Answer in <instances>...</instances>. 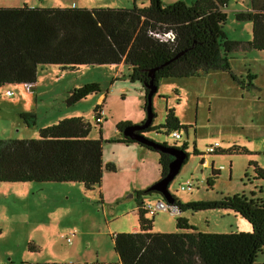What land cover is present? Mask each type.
<instances>
[{
	"label": "trees",
	"instance_id": "trees-1",
	"mask_svg": "<svg viewBox=\"0 0 264 264\" xmlns=\"http://www.w3.org/2000/svg\"><path fill=\"white\" fill-rule=\"evenodd\" d=\"M226 3L227 0H193L191 3L178 0L166 5L162 0H148L146 6L134 4L128 8L0 7V88L21 83L32 87L41 65L73 71L86 65L123 62L128 66L125 78L139 83L144 90L142 109L145 114L148 92L145 85L151 80V73L152 83L157 87L153 96L164 79L189 78L209 70L228 73L248 91L255 86V76L247 73L245 79L238 78L230 67V55L264 50V0H250L248 9L236 13L238 20L251 22L249 40H231L226 35ZM169 31L171 37L163 38ZM100 92L97 82L85 83L68 90L64 103L71 106ZM102 106L101 103L94 107V119L99 127L97 138L89 137L91 124L81 116L64 118L40 128L35 138H0V183L78 182L87 191L99 187L104 172L116 170L115 164L103 161ZM20 117L27 125H32L36 116L29 112ZM154 118L139 131L146 137L151 132L168 134L191 126L181 123L174 109L167 106L163 123L154 124ZM131 124L126 120L115 124L121 135L115 141L137 143L156 152L162 178L173 156L123 135V129ZM169 146L186 152L188 147L186 141L179 146ZM220 152L255 153L236 144ZM192 153L200 154L195 145ZM188 156L187 152L183 165ZM249 165L253 174L248 179L264 181V165L255 160H250ZM218 174L219 170L212 168L206 183L212 186ZM153 193L157 192L148 188L134 191L137 231L110 234L119 264H264L257 260L264 249L262 186L251 190L249 195L240 193L186 202L171 193L180 211L230 210L246 219L251 227L250 231L224 233L199 231L181 216L176 217L177 231H154L157 212L150 214L144 206L145 199ZM28 248L36 250L35 244L30 243Z\"/></svg>",
	"mask_w": 264,
	"mask_h": 264
},
{
	"label": "rangeland",
	"instance_id": "rangeland-1",
	"mask_svg": "<svg viewBox=\"0 0 264 264\" xmlns=\"http://www.w3.org/2000/svg\"><path fill=\"white\" fill-rule=\"evenodd\" d=\"M139 2L141 0H138ZM144 6L148 5V0ZM168 5L178 0H162ZM191 3L193 0H183ZM138 2V3H139ZM85 7L128 8L133 0H0V7ZM110 5V6H109ZM250 0H227L224 6L226 20L224 31L231 40H249L251 22L238 20L236 13L249 8ZM139 6H143L139 3ZM230 67L240 79L246 74L255 76L253 88L248 91L222 70H209L189 78H169L159 83L158 91L152 98L156 114L154 124L164 122L165 107L172 108L180 122L191 125L180 129L181 137L175 139L171 132H151L148 137L168 145H181L187 142L189 153L186 164L172 179L169 191L180 201L185 199L211 200L223 196L244 193L260 186L264 181H251L253 171L249 165L255 160L264 165V50H252L247 54L231 53ZM107 68V69H105ZM111 68L86 65L76 70H61L55 65H41L37 70L36 89L41 92L38 101L22 98L11 106L2 105L0 112V138H35L31 126L26 127L22 113H36V120L42 123L47 113V103L59 104L53 99L55 90L66 91L80 83L97 82L100 85L103 102L102 121L104 134L116 131L113 120L129 111L134 105L130 97L122 98L120 83L109 79ZM105 70L107 73H105ZM127 72L126 68L124 70ZM128 74V72H127ZM122 78L119 77L118 80ZM129 82L127 78L124 79ZM25 92L24 84H10L0 88V99L4 91ZM28 91L31 92V89ZM178 91V92H177ZM161 96L166 97V99ZM99 94L86 97L81 102L66 109L78 110L74 117H83L91 124L89 137L99 136V127L94 119V107ZM65 98V97H64ZM52 100V101H51ZM3 101V100H2ZM95 103V104H94ZM101 103V102H100ZM94 104V105H93ZM63 105L66 106L63 100ZM93 105V106H92ZM128 106V108H126ZM126 108V109H125ZM38 117V118H37ZM36 122V121H35ZM1 136V135H0ZM219 143L218 153H208L207 147ZM246 147L253 154H229L220 152L232 145ZM200 154H193V146ZM153 154V153H151ZM154 158L156 155L153 154ZM202 159L208 164L202 166ZM157 164V162H156ZM219 169L212 186L206 183L211 174V165ZM145 165H149L146 161ZM247 175V176H246ZM187 181L191 188L181 189ZM87 191L78 182H15L0 183V264H26L34 262L119 264L113 250L111 233L130 232L117 230L127 227L128 216L113 218V204L99 201L98 190ZM155 200L162 198L153 193L148 196ZM184 202V201H183ZM125 204L128 200H125ZM188 220L202 232L250 231L246 219L230 210L207 209L200 211L184 210L171 213L159 210L154 215L153 230L177 231L176 217ZM128 222V221H127ZM36 250H30L29 244ZM264 262V249L257 256ZM26 262V263H25Z\"/></svg>",
	"mask_w": 264,
	"mask_h": 264
},
{
	"label": "crops",
	"instance_id": "crops-1",
	"mask_svg": "<svg viewBox=\"0 0 264 264\" xmlns=\"http://www.w3.org/2000/svg\"><path fill=\"white\" fill-rule=\"evenodd\" d=\"M133 1L134 4H136L137 6H139V3L143 6L145 4L144 3L145 1L143 0H141L140 2L138 0H133ZM95 66H107V65H95ZM109 67H113L110 70L111 74L109 79H112V82L118 81L117 83H120L121 86L119 88L121 90L120 95L122 96V98L126 99L125 97L128 96L134 102L133 107L129 109V111L120 114L118 117H115V119L113 120V124H116L118 121L121 120L130 121L132 124L141 123L146 117V114L142 109V103L144 98L143 97L144 90L142 86L137 82L131 83L124 80L128 72V66L125 65L123 62L109 65ZM125 68L127 72L124 71ZM107 71L109 70H105L104 72L107 73ZM200 74L201 73L197 75ZM119 77H121L122 79L118 80ZM83 84L84 83H80L79 86ZM35 86H36V82L32 87L30 85L29 89H31V92L28 91L29 89H27L25 92H19L16 94L15 92L12 91L11 95L6 94V91L9 90L6 89L4 91V95H2L3 96L2 99H0V112L2 105L5 106L6 104H8L9 106H11L15 103H18V100L22 98H26V100L34 99L35 101H38L39 96H41V92L39 91L38 88L36 89ZM51 96L53 99L60 100V103L59 104L56 103L52 104L50 102L47 103L48 105L46 107L47 113L45 115V120L42 123H39V121L36 120L35 117L36 122H34V124L27 125L25 123L26 127L31 126L34 129L32 130V133L34 134L38 133L40 128L54 124L57 121L64 118L74 117L75 114L78 112L77 109L68 111L66 109L68 106L63 105V100L65 97V92L63 90L62 91L55 90V93H53ZM102 97L103 96L99 94L97 100L99 104L101 103L103 104V102L101 101ZM103 108L104 106H102V112H103ZM126 108H128V106ZM105 120L106 119H104L103 122H106ZM103 128L104 125L102 124L101 135L104 140L103 161L111 162L115 164L116 170L114 172H110L107 170L104 172L100 186L93 190L94 191L93 196H95L97 189L99 195V201L103 203H105V201H108L111 202V204H113L114 207L113 210L111 211L112 212L111 216L113 218L128 216V220H126L124 223L125 225L127 223L129 224L128 227L129 229H127V227L124 226V227H119L117 230L119 231L130 230V232H134L138 230L137 206H136L134 191L145 190L151 184H153L154 182L160 179L158 154L143 146H140L137 143L126 144L124 142L115 141V139H119L121 137L118 131L116 130L114 134H104ZM2 134L3 132L0 129V135H1L0 137L4 136ZM151 153L155 154L156 158H154L153 154ZM146 161L149 162V165H145ZM205 164H208V161L202 159L201 165L205 166ZM212 168H215L213 164L211 165V170ZM125 200H128V203L125 204L124 203ZM191 200L194 201V199H185L183 201L186 202ZM154 201L156 200L153 199L152 197H147L145 199V202H154ZM157 231L166 232L162 229H157Z\"/></svg>",
	"mask_w": 264,
	"mask_h": 264
},
{
	"label": "water",
	"instance_id": "water-1",
	"mask_svg": "<svg viewBox=\"0 0 264 264\" xmlns=\"http://www.w3.org/2000/svg\"><path fill=\"white\" fill-rule=\"evenodd\" d=\"M151 75V80L145 85L148 88V92L146 95L147 99V114L142 123L131 124L123 129L122 134L130 137L138 142H142L144 144L150 145L152 148L168 153L173 156V159L168 163V171L165 176L151 184L148 189L154 190L157 194L165 199L168 203H174V198L169 191V183L172 179L179 173L181 167L183 166V162L187 156V152L181 148H176L169 145H164L161 142L155 141L146 137L144 134L139 131L146 128L152 123L153 120V106H152V98L154 92L157 90V87L153 85V75ZM181 212V211H179Z\"/></svg>",
	"mask_w": 264,
	"mask_h": 264
},
{
	"label": "built area",
	"instance_id": "built-area-1",
	"mask_svg": "<svg viewBox=\"0 0 264 264\" xmlns=\"http://www.w3.org/2000/svg\"><path fill=\"white\" fill-rule=\"evenodd\" d=\"M156 36L160 37L159 33H155ZM172 35L171 31L165 33V35L163 36V38H170ZM27 88H30V85H26ZM7 95H11L12 91L11 90H7L6 91ZM171 135L173 138L175 139H179L181 137L180 132L179 131H172ZM219 148V143L216 141L214 142L212 145L207 147V152L208 153H214L217 149ZM192 183L190 181H187L186 184L181 185L180 188L181 189H187V188H191ZM145 209L150 213V214H155L156 212H158L159 210H167L170 211L171 213H176L179 212V208L176 204L174 203H168L165 199H161V200H156L154 202H145Z\"/></svg>",
	"mask_w": 264,
	"mask_h": 264
},
{
	"label": "clouds",
	"instance_id": "clouds-1",
	"mask_svg": "<svg viewBox=\"0 0 264 264\" xmlns=\"http://www.w3.org/2000/svg\"><path fill=\"white\" fill-rule=\"evenodd\" d=\"M180 211V210H179Z\"/></svg>",
	"mask_w": 264,
	"mask_h": 264
}]
</instances>
